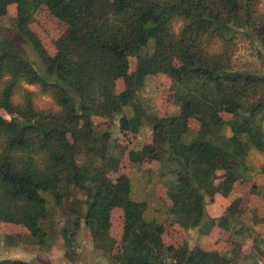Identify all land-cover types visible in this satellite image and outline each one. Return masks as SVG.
Listing matches in <instances>:
<instances>
[{
	"label": "trees",
	"instance_id": "16d2710c",
	"mask_svg": "<svg viewBox=\"0 0 264 264\" xmlns=\"http://www.w3.org/2000/svg\"><path fill=\"white\" fill-rule=\"evenodd\" d=\"M11 6L19 36L33 47L46 75L15 40L0 43V110L22 122L0 117V225L23 227L39 247L60 242L71 264L83 221L90 243L111 264H233L222 249L191 248L186 241L177 246L165 238L203 226L218 195L228 198L238 183L250 180V154L264 157V77H224L238 52L236 30L254 29L264 45V0H0V17ZM42 11L63 27L54 54L32 29ZM158 75L171 81L178 112L152 117L138 92ZM118 117L125 136L138 135L144 120L150 125L148 141L130 158L156 173L145 186L164 189L168 212L156 196L155 204L136 200L131 176L109 177L111 134L99 132L96 119L114 123ZM83 147L86 159L80 161ZM260 169L264 174V163ZM64 179L68 190L86 195L87 212L59 228L46 195L60 209L69 197L60 191ZM252 192L258 193L256 185ZM240 206L237 199L220 218L208 220L213 229L227 228L231 242L245 234L237 227ZM118 210L124 221L120 241L112 236ZM257 224L264 227V216ZM232 247L235 255L243 248Z\"/></svg>",
	"mask_w": 264,
	"mask_h": 264
},
{
	"label": "rangeland",
	"instance_id": "374dc122",
	"mask_svg": "<svg viewBox=\"0 0 264 264\" xmlns=\"http://www.w3.org/2000/svg\"><path fill=\"white\" fill-rule=\"evenodd\" d=\"M15 17V6L9 8L6 16L0 17V43L7 38L15 40L25 49L37 71L45 76V67L33 47L19 36L15 28ZM32 29L40 37L48 52L54 54V42L63 32V27L53 20L47 12L42 11L36 16V22L32 25ZM236 31L238 52L231 69L224 74L225 79L253 80L264 77V45L261 38L254 29L249 27L239 28ZM132 63L134 65V61ZM170 88L171 81L164 75L146 79L145 85L138 92V99L149 115L155 117L158 115L163 116L167 112H178L174 98H171ZM31 89L36 90L35 88ZM117 89L118 92L124 90L123 81L118 82ZM0 117L12 120L17 124L22 123L18 116L8 117L7 113L2 110H0ZM119 120L120 117L116 118L114 123H111L106 119H96L98 131L111 134L110 156L113 159L111 163H108L109 177L116 180L123 174L131 176L133 194L136 200L145 201V198H147L152 204H155L156 196L161 198L162 204H165L164 211L168 212L171 201L166 196L164 189L159 186L156 191H153L148 190L145 186L148 180L155 178L156 173L139 169V165L132 162L130 158L131 150L140 151L148 141L151 131L150 125L144 120L138 135L125 136L120 132ZM191 125L193 128H198L195 120L191 121ZM223 133L228 134L227 129ZM79 159L80 161L86 159V149L84 147L81 149ZM95 162L102 165L98 158H95ZM263 163V156L258 155L256 152L251 153L248 159L250 180L238 183L228 198L218 195L216 202L207 206V216L204 219L203 226H201L203 230L200 226H192L186 230L179 229L166 236V243L178 246L186 241L191 248L200 247L207 250L219 248L229 255L230 259L233 260V264H264V227L257 224V219L264 216V174L260 169ZM157 167L156 165L145 166L144 164L143 169L153 168L154 171H157ZM254 185L258 188L257 194L252 192ZM68 188L69 185L64 179L60 191L62 194L68 193L69 197L65 196L63 206L60 209L56 208L52 196L46 195L48 207L52 213V222L56 223V226L59 225V228L63 227L72 216L76 217L77 214L85 216L87 212V204L85 207L83 206V203L87 201L86 195L72 188L68 190ZM149 188L151 189V187ZM237 199H241L239 214L240 222L242 221V224L237 227L243 226L245 234L234 236L232 238L233 242H231L233 235L227 228L215 227L213 229L208 220L210 218H220L226 212L228 206ZM232 224L234 223L231 222V227ZM123 226L122 211H115L112 217V236L118 241L122 238ZM237 243H242L243 248L240 254L235 255L232 244L236 245ZM60 244V242H57L56 245L39 247L30 240L27 231L23 227L0 225V260H23L33 264H71L65 258V252L60 248ZM74 249L76 251L75 264H111L102 252L90 243L84 221L81 223Z\"/></svg>",
	"mask_w": 264,
	"mask_h": 264
},
{
	"label": "crops",
	"instance_id": "0c3cea01",
	"mask_svg": "<svg viewBox=\"0 0 264 264\" xmlns=\"http://www.w3.org/2000/svg\"><path fill=\"white\" fill-rule=\"evenodd\" d=\"M37 258H38V256H37ZM237 260H239V258H237ZM39 261V260H38ZM70 263V262H69ZM65 264V263H64Z\"/></svg>",
	"mask_w": 264,
	"mask_h": 264
}]
</instances>
